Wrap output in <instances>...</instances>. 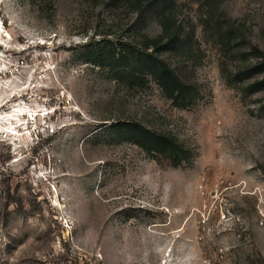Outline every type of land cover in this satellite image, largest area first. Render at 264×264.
Returning <instances> with one entry per match:
<instances>
[{
	"label": "rangeland",
	"instance_id": "374dc122",
	"mask_svg": "<svg viewBox=\"0 0 264 264\" xmlns=\"http://www.w3.org/2000/svg\"><path fill=\"white\" fill-rule=\"evenodd\" d=\"M171 1L185 43L161 57L198 86L188 109L85 57L90 41L143 48L157 14L0 0V264H264V73L243 75L264 60V0ZM117 122L174 136L191 165L120 140Z\"/></svg>",
	"mask_w": 264,
	"mask_h": 264
},
{
	"label": "trees",
	"instance_id": "16d2710c",
	"mask_svg": "<svg viewBox=\"0 0 264 264\" xmlns=\"http://www.w3.org/2000/svg\"><path fill=\"white\" fill-rule=\"evenodd\" d=\"M136 4L139 11L152 12L161 17L163 35L157 39L146 38L144 47L131 43H118L110 47L97 48L92 41L86 46L85 57L95 67L108 70L109 74L123 85L138 87L154 80L164 96L179 109L194 106L200 98L196 84L183 81L176 71L161 57L163 52L174 51L184 45L180 26L167 21L164 16L169 12L171 0H129ZM185 49L186 46L181 47ZM255 48V52L259 53ZM260 58L261 55H259ZM264 73V60L243 73L244 76ZM257 92L264 87V80L251 85ZM108 128L117 137L142 149L155 160H166L172 167L191 165L192 152L171 135L156 133L135 122L112 123Z\"/></svg>",
	"mask_w": 264,
	"mask_h": 264
}]
</instances>
